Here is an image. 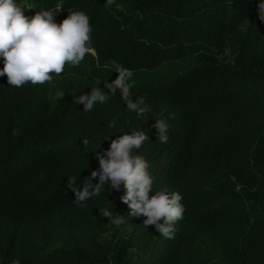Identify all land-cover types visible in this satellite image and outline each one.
<instances>
[{
  "label": "trees",
  "instance_id": "16d2710c",
  "mask_svg": "<svg viewBox=\"0 0 264 264\" xmlns=\"http://www.w3.org/2000/svg\"><path fill=\"white\" fill-rule=\"evenodd\" d=\"M16 2L33 7L24 10L27 17L63 5L56 23L83 11L100 67L87 54L48 83L17 88L0 76V264H264L258 0H115L111 7L106 0ZM225 48L234 64L217 59ZM116 66L133 76L165 74L132 83L133 101L146 96L145 116L130 112L119 90L88 112L73 104V93L107 92L104 83L115 79L110 69ZM157 118L169 123L166 144L152 127ZM132 130L150 139L134 150L150 165L149 196L162 190L183 197L175 239L144 228L146 217L129 215L123 184L119 190L105 185L83 206L67 188L71 177L82 187L99 168L94 153ZM105 209L126 222L112 226Z\"/></svg>",
  "mask_w": 264,
  "mask_h": 264
},
{
  "label": "clouds",
  "instance_id": "9594fccd",
  "mask_svg": "<svg viewBox=\"0 0 264 264\" xmlns=\"http://www.w3.org/2000/svg\"><path fill=\"white\" fill-rule=\"evenodd\" d=\"M114 4L115 0H106L108 7ZM31 8V5L18 4L16 0H0V58L3 59L0 76L6 75L8 85L19 88L28 83L36 85L51 82L53 74L61 75L68 64L79 66L87 54L93 55L97 67H100L99 58L91 47L92 27L89 17L83 11H69L67 17L56 23L54 16L64 8L63 5L57 4L53 10H39L31 17L25 16L24 10ZM257 8L258 18L264 21V0H258ZM217 59L227 64L235 63L230 48H225ZM110 70L118 74L111 83L105 81L104 88L107 92L94 87L90 93L79 96L73 93V104H82L83 111L88 112L97 102H107L110 99L108 93L116 95L119 90L127 109L135 111L138 117L145 116L150 111L145 103L146 96L140 95L135 101L132 99L133 85L129 81L133 72L119 66ZM109 127L115 128V121L110 122ZM152 127L156 130L157 140L163 144L168 143V121L157 118ZM108 138L109 135L102 139ZM148 140L146 132L140 130H132L131 134L125 133L112 139L103 154L94 153L99 168L90 172L82 187H77L76 177L67 179L66 185L74 193V202L83 206L90 197L100 195L105 185L110 190H119L123 184L126 193L121 200L128 205L129 215L146 217L143 220L144 228L154 226L163 238L172 240L178 230L177 223L184 219L186 208L179 192L169 194L157 190L154 195L149 196L153 189V178L148 171L149 162L144 156L134 152ZM84 143L87 144V140ZM93 179L96 180L95 183ZM102 216L107 217L115 227L126 222L124 216L113 210H103Z\"/></svg>",
  "mask_w": 264,
  "mask_h": 264
},
{
  "label": "rangeland",
  "instance_id": "374dc122",
  "mask_svg": "<svg viewBox=\"0 0 264 264\" xmlns=\"http://www.w3.org/2000/svg\"><path fill=\"white\" fill-rule=\"evenodd\" d=\"M117 74H114V77L116 78ZM165 74L160 73V72H143V73H138L130 78V83H135V82H141L149 79L150 81L156 80L158 78H163Z\"/></svg>",
  "mask_w": 264,
  "mask_h": 264
}]
</instances>
